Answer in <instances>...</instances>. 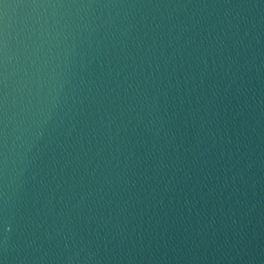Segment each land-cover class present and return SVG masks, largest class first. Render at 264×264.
I'll return each mask as SVG.
<instances>
[{
    "label": "water",
    "instance_id": "95a60500",
    "mask_svg": "<svg viewBox=\"0 0 264 264\" xmlns=\"http://www.w3.org/2000/svg\"><path fill=\"white\" fill-rule=\"evenodd\" d=\"M0 264H264V0H0Z\"/></svg>",
    "mask_w": 264,
    "mask_h": 264
}]
</instances>
